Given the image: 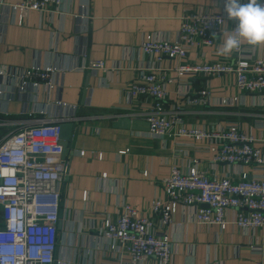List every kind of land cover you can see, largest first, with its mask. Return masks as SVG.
I'll return each mask as SVG.
<instances>
[{"label": "crops", "instance_id": "obj_1", "mask_svg": "<svg viewBox=\"0 0 264 264\" xmlns=\"http://www.w3.org/2000/svg\"><path fill=\"white\" fill-rule=\"evenodd\" d=\"M19 2L0 0V119L75 125L65 159L69 174L60 187L58 264L128 262L126 255L108 250L100 231L106 222L118 219L124 204L142 211L156 199L165 200L162 181L172 164L187 170L197 160L200 171L235 182L241 171L259 173L213 163L207 143L183 137L155 139L149 130L113 126L123 119L146 122L152 101L128 95L140 69L153 68L174 80L167 85L166 109L182 100L184 86L173 70L178 61L168 57L157 61L144 55L141 45L147 37L176 40L186 13L226 15L223 0H65L46 15L28 13L21 25L20 13L13 10ZM237 23L227 20L215 46L197 45L187 61L234 62L232 52L222 56L218 49ZM243 43L245 56L264 57V44ZM90 61H103L107 71L83 70ZM44 68L55 69L53 87L22 79L25 71ZM184 80L192 92L208 89L211 100L205 107L183 106L187 126L217 129L236 124L251 132L256 146L264 150V94H240L233 75ZM234 97L236 103H221ZM13 130L0 128V138ZM194 211L179 208L176 224L166 229L175 249L172 264H264V227L243 231L232 223L229 212V223L221 230L196 223Z\"/></svg>", "mask_w": 264, "mask_h": 264}, {"label": "built area", "instance_id": "obj_2", "mask_svg": "<svg viewBox=\"0 0 264 264\" xmlns=\"http://www.w3.org/2000/svg\"><path fill=\"white\" fill-rule=\"evenodd\" d=\"M64 1L20 0L13 10L20 13L21 25L28 13L46 15L51 9H59ZM226 21L224 14L186 13L181 18L176 40L144 39L141 45L144 55L157 61L165 57L178 61L173 70L184 90L179 93L182 100L170 110L165 107L169 98L167 85L174 80L156 73L153 68L138 70L128 95L152 101L151 109L144 115L151 137H183L195 143H207L213 163L249 167L263 174L241 171L235 182L229 176H210L200 171L197 160L187 170L172 164L168 177L162 181L165 200L156 199L142 211L124 204L118 219L106 222L100 231L110 252L128 257L125 264H153V260L156 264H172L175 249L166 229L176 224L179 208H194L196 223L215 225L221 230L229 223V212L233 214L232 223L243 231L264 227V150L256 146V137L236 124L208 129L187 126L183 120L184 105L205 107L211 103L208 89L192 92L183 83L184 78L233 75L240 94H264V57L245 56L243 40L232 51L234 62L187 61L188 52L197 45L215 46ZM83 70L107 71V68L103 61H90ZM54 72L52 68L27 70L22 79L51 88ZM237 101L234 97L221 103ZM63 123L0 119V128L14 129L0 138V264H53L55 261L60 187L67 170L60 143Z\"/></svg>", "mask_w": 264, "mask_h": 264}, {"label": "clouds", "instance_id": "obj_3", "mask_svg": "<svg viewBox=\"0 0 264 264\" xmlns=\"http://www.w3.org/2000/svg\"><path fill=\"white\" fill-rule=\"evenodd\" d=\"M227 20H237L230 34L218 49V55L227 56L238 49L242 40L250 45L264 44V3L261 0H223Z\"/></svg>", "mask_w": 264, "mask_h": 264}, {"label": "water", "instance_id": "obj_4", "mask_svg": "<svg viewBox=\"0 0 264 264\" xmlns=\"http://www.w3.org/2000/svg\"><path fill=\"white\" fill-rule=\"evenodd\" d=\"M88 87V84L86 85ZM115 128H119L122 130H133V131H148L149 130V125L146 122H140L136 120H129V119H123L119 120L113 125ZM75 125L73 122H65L61 124V133H60V143L63 147V153H62V159H66L69 147H70V142L73 137ZM69 174V166L67 167L66 170V175ZM62 208V205H61ZM59 223H58V230L60 231L62 229V220H63V210H60L59 213ZM54 263L53 264H58V248L56 249L55 256H54Z\"/></svg>", "mask_w": 264, "mask_h": 264}]
</instances>
